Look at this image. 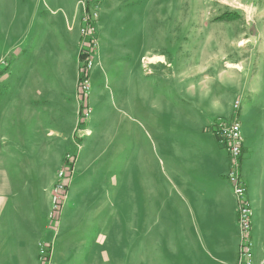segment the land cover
Segmentation results:
<instances>
[{
    "label": "crops",
    "instance_id": "1",
    "mask_svg": "<svg viewBox=\"0 0 264 264\" xmlns=\"http://www.w3.org/2000/svg\"><path fill=\"white\" fill-rule=\"evenodd\" d=\"M86 1L11 0V32L0 46V55L10 60L0 75V264H39L40 243L49 237L54 179L50 183L49 166V171L37 169L33 159L49 157L50 142L65 140L59 130L66 120L74 122L76 101L75 94L59 92L58 68L49 80L45 63L73 59ZM254 1L235 7L239 18L216 21H246L249 35L213 41L209 45L218 46V53L205 52V69H194L190 57L178 72L190 94L187 103L194 104L202 117L170 121L169 136L160 140L153 169L144 147L139 151L140 172L150 181L143 182L137 257L130 248L123 184L126 264L135 258L136 264L236 262L241 234L237 200L226 178L228 155L214 129L219 119L232 117L235 99L240 101V174L251 209L253 262L264 254V0ZM94 3L100 9L101 0ZM121 46L125 72L129 58L122 41ZM161 60V55L147 58Z\"/></svg>",
    "mask_w": 264,
    "mask_h": 264
},
{
    "label": "rangeland",
    "instance_id": "2",
    "mask_svg": "<svg viewBox=\"0 0 264 264\" xmlns=\"http://www.w3.org/2000/svg\"><path fill=\"white\" fill-rule=\"evenodd\" d=\"M91 3L87 0L86 7ZM240 4L249 5L246 0H101L93 19L90 67L80 84L79 47L81 38L89 39L82 18L73 59L45 63L50 81L57 68L61 72L59 92L68 97L75 94L76 109L74 122L66 120L59 130L65 140L50 142L49 157L33 159L37 169L49 171V166L50 183L54 179L49 237L40 243L39 264H126L122 256L123 184L130 248L137 257L138 235L143 232L138 217L147 181L140 172L139 151L144 147L153 169L160 140L169 136L170 121L202 117L194 104L187 103L190 94L178 72L191 58L194 69H205V52L218 53V46L209 45L213 41L249 35L246 21L216 22V17L235 11ZM11 7V0H0V46L11 32ZM121 41L129 58L125 72ZM152 54L163 60L147 61ZM6 59L0 55V67ZM66 101L62 102L71 107ZM136 263L137 258L130 264Z\"/></svg>",
    "mask_w": 264,
    "mask_h": 264
},
{
    "label": "built area",
    "instance_id": "3",
    "mask_svg": "<svg viewBox=\"0 0 264 264\" xmlns=\"http://www.w3.org/2000/svg\"><path fill=\"white\" fill-rule=\"evenodd\" d=\"M93 2V0H92ZM95 4V3H94ZM89 7L88 13H85L82 16V20L86 24V34H92L94 30L93 19L97 18L96 6ZM86 8V6H85ZM89 43V39L86 41ZM90 67V59L87 61L86 70L88 71ZM86 83V81H84ZM82 85V89L86 91L87 86ZM240 108L239 99H235L232 105L234 112L233 118L229 120L219 119L215 125V133L219 142L224 146L228 159L229 167L227 170L226 178L232 186L234 195L237 200V224L240 228V242L238 245L237 259L234 264H255L253 262V251L250 240V231H251V209L248 203V200L245 196V187L241 179L240 174V157L243 149V137L241 132V122L237 116V112ZM58 190L61 189L59 185ZM42 253V251H41ZM257 264H264V254Z\"/></svg>",
    "mask_w": 264,
    "mask_h": 264
},
{
    "label": "trees",
    "instance_id": "4",
    "mask_svg": "<svg viewBox=\"0 0 264 264\" xmlns=\"http://www.w3.org/2000/svg\"><path fill=\"white\" fill-rule=\"evenodd\" d=\"M89 11V7H88V4H87V7L85 8V13H88ZM239 18V15H237L235 12H232V11H226V12H223L222 14H220L218 17H216V20H224V21H231V20H235ZM90 25H93V24H90ZM93 33L90 35L89 37V46L88 47H85V40L83 38H81V42H80V49H79V53H78V60H79V64H78V68H79V72H80V75L78 77V84H80L81 80H82V76H86V64H87V61L90 59V55L93 51V46H94V40H93ZM9 64H10V60H5L4 63H3V66L0 67V75L4 74L8 67H9ZM80 87V85H79ZM82 91L80 92V95H82ZM79 95L80 97V103L81 104V108H82V99H81V96Z\"/></svg>",
    "mask_w": 264,
    "mask_h": 264
}]
</instances>
